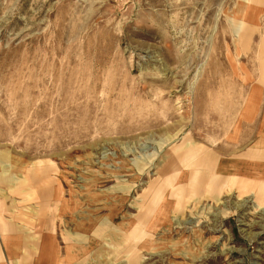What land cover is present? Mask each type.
<instances>
[{"label": "rangeland", "instance_id": "1", "mask_svg": "<svg viewBox=\"0 0 264 264\" xmlns=\"http://www.w3.org/2000/svg\"><path fill=\"white\" fill-rule=\"evenodd\" d=\"M252 48L264 0H0V264H264Z\"/></svg>", "mask_w": 264, "mask_h": 264}, {"label": "crops", "instance_id": "2", "mask_svg": "<svg viewBox=\"0 0 264 264\" xmlns=\"http://www.w3.org/2000/svg\"><path fill=\"white\" fill-rule=\"evenodd\" d=\"M255 49L256 48H252V53H253V63H254V65H255V62H256V60L258 61V63H257V65H258V70L257 71H259V73H261V78H260V80H259V82L256 84V80H255V82L253 83V89H255L256 87H258V88H262L263 89V93H264V49L262 50V53H261V50L259 49V53H256L255 52ZM255 54H259L258 56H259V58L257 57V59H256V55ZM253 103L255 102V100L254 101H252ZM258 102H260V101H258ZM262 102H264V100H262ZM37 174V173H36ZM35 175V174H34ZM38 175V174H37ZM41 175V174H40ZM6 230H13V231H17V232H19V228H18V226L17 225H10V226H8V227H6L5 228ZM6 230H5V232H6ZM45 236V235H44ZM43 238H48L47 236H45V237H42L41 239H43ZM50 238V237H49ZM3 240H4V243H5V238H3ZM35 241H37L36 242V250L38 251V254H39V252H40V246H41V244H39V241H40V238H38L37 240L35 239ZM53 244V242L52 243H50V245H52ZM49 245V246H50ZM48 246V247H49ZM48 251H50V249L48 248ZM0 260H2L1 259V256H0ZM20 263H23V264H27V262H20ZM29 264H30V262H29Z\"/></svg>", "mask_w": 264, "mask_h": 264}, {"label": "bare ground", "instance_id": "3", "mask_svg": "<svg viewBox=\"0 0 264 264\" xmlns=\"http://www.w3.org/2000/svg\"><path fill=\"white\" fill-rule=\"evenodd\" d=\"M249 166H244V167H242L241 168V172L242 173H251V172H253V170H254V168H255V166H252V165H250V167H251V169H250V171H249V168H248ZM199 172V171H198ZM194 173V172H193ZM195 173H196V171H195ZM208 173H209V171H208ZM257 172L255 171L254 173H252L253 175L254 174H256ZM192 174V173H191ZM189 175V174H188ZM193 175V174H192ZM195 175V174H194ZM197 175V174H196ZM209 176H210V174H209ZM197 177V176H196ZM207 177H208V175H207ZM209 178V180H210V177H208ZM231 178H233V176L231 177ZM230 178V179H231ZM208 180V179H207ZM206 180V181H207ZM232 180V179H231ZM230 180V181H231ZM229 181V182H230ZM205 182V181H204ZM228 182V183H229ZM228 183H227V185H228ZM243 183L246 185V187L248 188V182L246 181V180H243ZM198 184H199V182H198ZM203 185H205L204 183H203ZM228 187V186H227ZM50 238L48 237V238H46L45 240H44V242L46 243V246H49V242H50ZM48 242V243H47ZM45 255H46V257H45V259L47 260L48 259V257H49V255H50V251H48V249L47 248H45V253H44ZM56 257H57V259H58V261H54V263H53V259H50V260H47L46 262L48 263V264H60L62 261H61V259L58 257V254H56Z\"/></svg>", "mask_w": 264, "mask_h": 264}]
</instances>
